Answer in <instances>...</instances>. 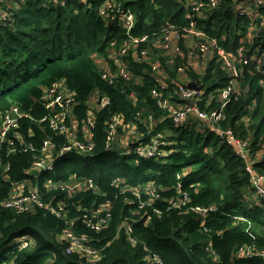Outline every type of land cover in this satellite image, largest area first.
<instances>
[{"label":"trees","instance_id":"obj_1","mask_svg":"<svg viewBox=\"0 0 264 264\" xmlns=\"http://www.w3.org/2000/svg\"><path fill=\"white\" fill-rule=\"evenodd\" d=\"M210 1L66 0L61 6L49 0H18L19 5L10 8L14 22L0 25V125L8 111L19 107L33 120L20 121L14 133L40 148L48 138L64 142L38 124L46 115L45 91L55 83H64L76 94L74 114L79 124L86 119L92 95L110 103L95 114L88 134L95 144L93 152L65 154L50 172L30 171L39 153L11 155L12 169L0 185V199L16 193V184L37 185L47 204L63 209V217L38 207L23 213L0 211V254L13 240L28 235V250L11 248L17 264H89L83 256L67 254L66 243L58 239L74 222L73 229L103 251L96 264H152V254L164 264H264L259 256L234 255L244 246L264 252V199L247 171L250 164L257 176L264 177V5L252 6L254 0H248L244 13L237 10V0H218L214 8ZM107 3L132 13L135 26L130 33L117 18L101 15ZM195 4L204 5L198 16L191 7ZM189 14L195 16L196 30L205 41H215L235 57L237 78L217 55L199 72L195 58L189 64ZM169 28L182 36L183 56L171 57L157 45ZM145 36L138 50L148 49L147 58L137 60L140 55L134 48L122 57L131 74L126 81L118 76L114 54H120L132 38ZM97 58L111 67L112 84L102 78L108 70L98 69ZM182 66H188L185 79L179 75ZM158 79L164 86L159 90L172 105L181 102L180 83L195 82L202 87L197 108L222 111V117L213 123L192 114L176 125L152 95L162 87ZM227 89L230 95L224 99ZM116 116L121 123L107 148L109 125ZM130 128L138 135H130ZM227 131L247 144L249 162L225 140ZM157 134L167 143L159 148L166 156L140 157L136 149L150 144ZM5 149L6 144H0L4 155ZM73 179L92 180L95 189H66ZM147 185L155 191L152 201ZM108 204L109 225L101 232L86 228L83 215ZM209 207L215 210L204 215L197 211ZM128 224L131 235L124 229Z\"/></svg>","mask_w":264,"mask_h":264},{"label":"built area","instance_id":"obj_2","mask_svg":"<svg viewBox=\"0 0 264 264\" xmlns=\"http://www.w3.org/2000/svg\"><path fill=\"white\" fill-rule=\"evenodd\" d=\"M91 0H85V2ZM237 0L236 7L240 12H244L245 4L248 3V0ZM49 2L54 5L65 6L66 0H49ZM218 0H211V8L216 7ZM15 5H19L18 0H0V25L8 26L10 23L14 22L13 16L9 12L10 8ZM253 5L261 6L264 5V0H254ZM203 4L191 5L193 7V12L198 16L200 15L201 8ZM251 6V7H252ZM246 13V12H244ZM101 15L104 17L111 18L112 20L118 19L121 22L122 26L130 33L135 26V19L132 13L128 9L122 8L120 5L115 6L111 3H107L101 11ZM194 16V17H195ZM188 17L192 20L190 28L186 31L188 36L192 38L189 40V49L187 55L190 56L189 64L193 61V58L196 61L202 60V67L204 68L206 61L213 56L217 55L220 57L222 62L228 67V69L233 73L234 78L239 76V70L235 63V57L231 54H226L222 49L217 47L215 41H205L204 34L201 31L196 30L197 23L194 20L193 15L189 14ZM181 35L169 28L165 32L161 40H157V45L171 57L183 56L180 46ZM147 37L143 38H132L128 45L121 51L120 54L115 53L114 58L116 64H118V76H121L126 81H130L131 74L127 71V67L122 61V57L126 56L132 48L137 50V60L140 58H147L150 55L148 49L138 50L140 45L146 42ZM141 48V47H140ZM186 57V56H185ZM196 72H199L201 67L195 65ZM188 66H182L179 68V75L182 79H185ZM102 78L108 81L110 84L113 83L115 76L111 71H106L102 74ZM162 87L155 88L152 92L153 97L157 100L158 106L163 110H168L170 118L176 125H181L189 115L196 114L199 118L207 120L208 122H218L222 117V111H213L210 113L200 111L197 108V102L200 100L199 92L196 90L189 89L186 86L188 81H182L180 83L178 90V101H181L177 105H172L170 100L165 99L162 90H164L163 80L158 79L157 81ZM65 84L55 83L48 89H46L43 100L45 102L46 115L38 121V124L45 125L50 131H52L58 138L64 139V142H58L54 138H48L43 141L40 148L35 147L33 143L26 144L22 137L14 131L18 128L19 122L22 120H33L31 115L22 111L19 107H14L12 110L8 111L2 118L0 125V144H6L5 155L0 152V185L2 181H6L9 178V173L12 169L10 162V157L16 153H28L34 152L37 154L36 159L32 162L30 171L36 172H50L54 170L55 163L58 158L64 156L68 153H90L95 149V144L91 142L88 138V134L95 125V114L103 110L106 106L109 105V100L107 98L100 97L97 94H94L91 97V100L88 104V115L86 119L79 124L77 117L74 114V108L77 105L76 94L71 92L68 88L64 86ZM161 91H160V90ZM230 90L227 89L223 98L226 99L230 95ZM189 104L188 102H192ZM226 104H223L224 108ZM116 116L113 119V123L109 125V135L107 139V148L112 146L113 138L115 135V129L117 125L121 123L119 118ZM84 127V128H83ZM84 131V134L79 132ZM225 140L230 144H233L236 147V152L238 155L242 156L244 159L249 162V151L245 150L247 144L236 141L230 131L224 132ZM85 139L86 141H83ZM57 141V142H55ZM161 144L156 142V138L151 139L150 144L140 145L136 149V153L142 158H153V157H164L166 154H162L160 151ZM247 171L251 175V181L253 185L257 188L258 194L264 199V177L257 176L254 172L252 166L248 164ZM71 185L66 187L70 191H77L86 187L88 190L95 189V183L92 180H75L73 179ZM13 195L10 197L0 199V211L2 210H13L18 213L28 212L33 207H38L41 209H48L57 217L62 218V210L58 207H55L51 204H47L43 197L41 196L40 188L35 185L24 186L16 184ZM22 187V188H21ZM48 187L54 188L53 183H49ZM56 187H63V184H57ZM19 188L20 191H19ZM19 191V193L17 192ZM146 192L151 197V201L155 198V191L150 185L146 186ZM140 194V193H139ZM136 194V196L141 199V196ZM187 198V195L185 196ZM144 205H141L140 208H143ZM214 207H209L208 209H197L198 212H201L203 215L207 214L208 211H214ZM112 218L110 204L103 205L99 208L92 209L89 212H86L83 215L82 222L91 231L101 232L103 231L110 223ZM150 218V217H148ZM72 228L67 230L59 239L60 242H65L67 245L66 253L69 255L78 254L86 258L87 263L96 264L100 262L103 258V251L98 250L90 246V239L87 235L81 234L74 230L75 223H71ZM124 229L128 235L132 234L131 225H125ZM31 237L24 235L13 240L8 247L10 250L7 253L5 259L0 261V264H17L14 256V252L11 251V248L16 250H28L31 246ZM133 243L135 241L130 239ZM237 259H248L253 256H259L264 259V252H258L254 247H240L234 253ZM152 264H164L163 260L157 254L151 255Z\"/></svg>","mask_w":264,"mask_h":264},{"label":"rangeland","instance_id":"obj_3","mask_svg":"<svg viewBox=\"0 0 264 264\" xmlns=\"http://www.w3.org/2000/svg\"><path fill=\"white\" fill-rule=\"evenodd\" d=\"M96 63H97V65H98V69H100L101 71L103 70V68H105V69H107L108 71H110L109 68H111V67H110L109 65H107L106 62H105L102 58H97V59H96ZM200 63H202V60L197 61V62H196V66L201 67V64H200ZM93 96H94V95H92L91 97H93ZM73 112H74V111H73ZM87 115H88V113H87ZM83 128H84V127H83ZM79 133H80L81 136H82V134H84V131H81V132H79ZM129 133H130V135H135V134L138 135V132H137V131H134V133H135V134H134V133H133V130H132L131 128H130ZM140 136L143 137V135H140ZM154 137L156 138V142L159 143V144H161V147L167 145L166 142H161V141H162V138H163V136H162L161 134H157V135L154 136ZM125 139H126V138L123 137V138L121 139V141L123 142ZM162 154H166V152H162ZM6 255H7V252H2V253L0 254V258H1V259H5V258H6Z\"/></svg>","mask_w":264,"mask_h":264},{"label":"water","instance_id":"obj_4","mask_svg":"<svg viewBox=\"0 0 264 264\" xmlns=\"http://www.w3.org/2000/svg\"><path fill=\"white\" fill-rule=\"evenodd\" d=\"M188 87H189L190 89L197 90V91H199V90L202 89V87H198L197 84H196L195 82H191V83H189V84H188Z\"/></svg>","mask_w":264,"mask_h":264},{"label":"clouds","instance_id":"obj_5","mask_svg":"<svg viewBox=\"0 0 264 264\" xmlns=\"http://www.w3.org/2000/svg\"><path fill=\"white\" fill-rule=\"evenodd\" d=\"M188 83V82H187ZM189 84V83H188ZM197 91V90H196ZM6 252L8 253V248H7V250H6ZM7 258V257H6ZM2 260V259H1Z\"/></svg>","mask_w":264,"mask_h":264},{"label":"crops","instance_id":"obj_6","mask_svg":"<svg viewBox=\"0 0 264 264\" xmlns=\"http://www.w3.org/2000/svg\"><path fill=\"white\" fill-rule=\"evenodd\" d=\"M200 64H202V63H200Z\"/></svg>","mask_w":264,"mask_h":264}]
</instances>
